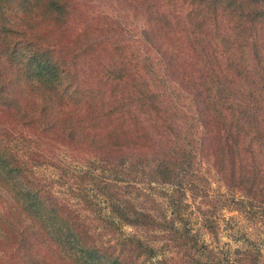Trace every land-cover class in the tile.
Segmentation results:
<instances>
[{"label":"trees","instance_id":"obj_1","mask_svg":"<svg viewBox=\"0 0 264 264\" xmlns=\"http://www.w3.org/2000/svg\"><path fill=\"white\" fill-rule=\"evenodd\" d=\"M132 1L160 74L139 67L142 55L118 37V22L83 0H0V264H227L196 232L162 224L112 181L58 163L59 184L91 209L81 215L35 171L52 163L57 143L103 160L153 153L162 181L195 190L202 173L176 170L184 161L175 140L186 138L211 152L229 187L264 203V0ZM84 182L102 189L109 214L91 208ZM113 217L159 228L165 240L119 230L104 242L94 229L118 228ZM260 255L243 249L239 264H260Z\"/></svg>","mask_w":264,"mask_h":264},{"label":"rangeland","instance_id":"obj_2","mask_svg":"<svg viewBox=\"0 0 264 264\" xmlns=\"http://www.w3.org/2000/svg\"><path fill=\"white\" fill-rule=\"evenodd\" d=\"M83 2L88 6V12L107 13L110 21L118 22L120 26L118 37H122L123 42L129 43L130 48L138 56L142 55L143 62L139 61V67L145 63L151 73H161L158 54L143 40L145 15L140 5H136L132 0H83ZM174 15L177 17L179 12ZM97 21L103 23V28L107 27L104 21L99 19ZM125 51L128 53L126 49ZM148 75L154 77L152 74L148 73ZM152 83L156 84L153 79ZM168 85V81H163L158 86L160 89L168 90ZM186 118L185 131L195 135L192 132L194 128L192 121ZM184 140L185 144L175 140V147L184 161L183 164L180 161L176 162V170L181 171L180 175L191 169L202 173L203 179H199L200 177L195 179L198 187L195 190L190 189L191 182L183 179L175 182L162 181L154 171L156 156L147 152L144 160H140L139 150H127L126 153H121V156L103 160L93 153L83 154L57 143L54 144L55 147L51 149V155L48 157L52 163L38 165L35 171L44 181L50 183L52 190L66 198L70 197V201L79 207L83 216L90 213L91 209H81L80 207L85 205L82 200L69 196L66 184H59L58 180L61 181L63 178L59 179L61 172L58 163L74 171H90L96 176L112 181L115 184L112 185L114 191L126 193L135 205L160 218L162 224L164 219L167 222L173 220L181 229L188 228L196 232L200 239L213 248L227 264H239L238 257L243 249L258 250L261 253L259 263L264 264V203L244 195L245 192L239 188L229 187L215 169L211 152L205 148H195L188 139L184 138ZM183 147L187 150L186 153L195 150V154L192 152L194 157L183 154ZM83 187V193L92 199L93 204L88 203L92 205L91 208L94 210L99 206L103 214H109L108 198L102 189L91 182H84ZM175 187L177 190L174 189ZM203 192L205 194H202ZM87 197L86 199L89 200ZM233 199H243V201L236 203L232 201ZM203 209L208 210L207 214L215 224L214 230L206 227ZM111 219L118 224V228L105 224V227L98 225L94 229V233L104 242L108 238H114L119 230L127 234H137L153 241L157 246L165 240V235L159 228H144L129 223H119L115 217ZM208 223L211 221L209 220ZM164 251L168 254V250ZM160 255L162 254L158 253V256Z\"/></svg>","mask_w":264,"mask_h":264}]
</instances>
